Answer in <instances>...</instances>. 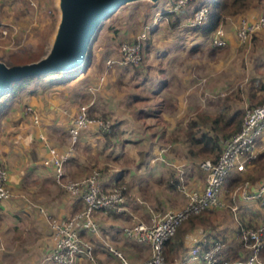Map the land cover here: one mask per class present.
<instances>
[{"label": "rangeland", "instance_id": "obj_1", "mask_svg": "<svg viewBox=\"0 0 264 264\" xmlns=\"http://www.w3.org/2000/svg\"><path fill=\"white\" fill-rule=\"evenodd\" d=\"M171 2L172 0H159L156 4H150L136 1L117 8L102 21L96 31L89 47L87 71L74 84L68 86L67 81L58 82L63 73L52 72L45 75L39 83H27L13 97H2L0 100V125L10 120L16 124L21 120L22 123L33 125L25 108L29 105L36 109L38 105L25 102L28 101V94L35 96L36 91L42 95L51 92L49 94L54 99L64 103L57 106L64 109L68 106L71 109L67 115L89 100L91 104L87 113L94 120L106 121L111 125L120 121L112 115L123 114L125 120L118 123L119 127L116 124L115 134L110 135L107 140L104 132L95 125L80 129L73 143L69 142L63 130L57 136L54 133L51 138L58 143L59 148L69 149L72 153H69L71 156L68 162L72 160L76 163L70 169L74 173L73 178L64 180H75L98 170L99 178L106 177L111 182L107 186L121 189L124 206L127 207L134 195H138L150 206L153 216L179 209L184 203L179 182L175 181L177 167L183 171L182 180L186 187L203 186L204 171L198 165L203 159L197 156L191 160L187 152L190 147L187 137L195 131V126L208 127V117L218 112L227 115L234 109L241 111L242 121L245 107L258 104L257 100L264 97V27L251 32L241 41L236 36V26L241 20L250 21L252 18L247 17L246 13L228 16L224 23L218 25L224 31V43L216 46L206 37L194 35L188 27L181 26V23L175 29H170L167 18L157 13L168 9ZM252 8L257 11L256 17L259 16L264 8V0L254 1L250 9ZM57 19L56 0H0V61L10 65L25 63L41 56L49 44ZM137 36L140 50L137 61L125 66H106V59L117 57L121 42L135 40ZM146 38L147 48L144 46ZM173 55L175 59L172 58ZM166 57L174 60L170 62ZM164 66L167 72L163 85L161 71ZM56 83H59L58 87L62 85L59 91L51 90L50 86ZM25 89L27 96H18L20 90ZM38 98H41L40 94L32 97V100L35 99L34 103ZM68 100L71 104L67 105ZM178 105L181 107L176 108ZM158 109L166 111L162 114L163 117L159 115ZM40 114L39 112L37 124L41 122ZM51 116L49 113L48 117ZM189 121H194L196 125L191 127ZM39 132L43 133L38 130L37 133ZM45 142L49 152V148L53 149L52 144L47 138ZM39 143L42 144V140ZM54 153L56 154L55 151ZM77 174L84 175L74 177L79 176ZM119 175L130 179L134 191L130 192L129 186L121 181L112 184V179ZM263 177L264 156L253 161L240 178L235 177L233 184H229L232 177L225 182L220 195L218 194L219 200L223 202L221 207L204 209L208 218L212 217V211L216 209L215 214L222 223L217 225L216 220L205 222L206 229L219 236L221 234L218 229L223 230L227 225L228 230V223L234 219L228 209L232 204L238 205V186L244 180L251 185L255 184ZM5 184L8 188L7 177ZM59 187L64 191L59 189L58 194H65L66 190ZM230 193L233 194L232 198ZM225 204L228 206L225 207ZM95 212L92 211V218ZM106 213L115 216L124 211ZM140 213L139 217L143 221L150 218V213L146 212V216L143 211ZM236 216L238 218L241 214L238 212ZM187 217L179 221L175 232ZM253 217L260 216L255 212ZM245 218L246 214L243 219ZM185 226L186 223L183 228ZM186 227L184 231L188 229ZM105 246L106 253L111 255ZM92 257V261L85 259L94 264L97 257L93 249ZM164 263L166 264L165 259Z\"/></svg>", "mask_w": 264, "mask_h": 264}, {"label": "built area", "instance_id": "obj_2", "mask_svg": "<svg viewBox=\"0 0 264 264\" xmlns=\"http://www.w3.org/2000/svg\"><path fill=\"white\" fill-rule=\"evenodd\" d=\"M186 1L173 0L168 10L175 11ZM161 12L157 14L159 15ZM205 16L206 9L197 7L192 12L189 24L200 23ZM261 27H264V8L256 18L250 21L241 20L236 26V36L243 41L251 32ZM138 40L137 36L135 40L121 42L117 49V57L106 59V66L112 64L125 66L137 61L140 56ZM211 43L216 46L224 43L221 28L217 27L214 30ZM90 104L91 100L81 104L70 118L66 129L70 143L75 141L80 129L91 125H95L101 132L109 131L110 124L108 122L94 120L88 115L87 108ZM25 112L30 114L32 124L38 123L39 115L35 109L27 105ZM37 136L45 146H48L43 133L39 132ZM220 145L221 150L215 161L205 158L198 164L204 171L202 187H186L182 180L183 171L177 167L180 189L185 195V201L179 209L165 211L160 216L151 217L147 222L137 221L123 228L124 234L129 239L147 244L149 254L140 261L130 262L120 251L108 246V250L118 258L119 264H165L162 254L163 241L172 235L179 221L189 214L223 204L219 200L218 194L224 183L234 175L243 173L257 155L264 151V101L245 107L239 129L221 140ZM68 152L69 149L62 155H56L53 149L49 148L54 181L72 197L79 199L83 206L67 217H48V224L53 231V247L44 259L58 264H73L79 256L92 261V245L80 235L79 231L88 229L95 232L96 222L91 217L92 211H120L124 200L120 188L102 187L98 170H93L75 180H64L63 161ZM5 180L6 171L0 166V199L10 195L5 186ZM237 194L242 199L259 200L264 204V177L259 179L255 185L244 180L238 186ZM230 209L235 213L236 206L231 205ZM236 236L244 250L242 258H230L226 246L220 238H201L192 243L188 249L187 261L189 264H264L260 258V252L264 246V224L257 227H240L236 229ZM93 262L95 264V261Z\"/></svg>", "mask_w": 264, "mask_h": 264}, {"label": "crops", "instance_id": "obj_3", "mask_svg": "<svg viewBox=\"0 0 264 264\" xmlns=\"http://www.w3.org/2000/svg\"><path fill=\"white\" fill-rule=\"evenodd\" d=\"M256 12L257 11L252 8L246 12V15L247 17L253 19L256 18ZM221 30L222 37L224 39V31L222 28ZM211 37L207 40L211 41ZM172 58L175 59L174 55ZM174 59L166 57V60L170 62ZM162 70L161 81L164 85L166 82L167 69L164 66L162 67ZM86 71L87 68L83 73L79 74L73 79L68 80L66 82L67 85L70 86L74 84L77 78L86 73ZM58 86L59 83H56L55 85L50 86V89L59 91L62 85L60 87ZM41 89H44V87ZM26 93V89L20 90L18 96L22 97L24 95L26 97ZM38 93L39 92L36 91L35 96L38 97L40 94L41 98H38L35 103V99L32 100V97L34 98L35 96H33L31 93L28 94V101L25 103L31 104L32 102V104L38 105L35 110L41 113V122H39V124L27 125L24 122L22 123L21 120H19L18 124H16V122L14 123V121L11 122L10 120L8 122L5 121L4 124L0 125V165L6 169L7 187L10 191V195L8 197L0 199V264H58L43 259L51 252L53 247V231L48 224V217H67L81 209L83 206L79 199L71 197L66 191L65 194H58L59 189L61 188L54 181L51 154L48 152V146H45L43 141L42 144H40V140L37 138L38 130L42 131L45 138H47V141H49V143L51 142L52 145H50L53 147V151H55L56 154H61L62 151L67 150H63V147L59 148L58 143L54 142L55 140L53 141L51 137H54V133H56V136L59 135L62 130L64 131V134L66 133V129L69 124L68 121H70V118L73 116L74 110L67 115L71 109H69L68 106H66L65 109L61 106H57L63 102L54 99L52 94H49L51 92H48L44 95ZM159 93L160 90H158L157 94ZM71 102H73V99ZM68 104H71L69 103V100L67 102V105ZM175 107L179 108L181 106L178 105ZM5 108L6 107H3V109ZM106 111L108 110L106 109ZM158 111H160L159 115L166 113L165 110L158 109ZM49 113H51V117H48ZM112 116L114 118H119L120 121H116L118 127L120 126L119 124L125 120L123 114L119 115L117 113V115ZM53 130L54 132H52ZM32 137L35 139L33 140ZM56 141L58 140L56 139ZM69 153L71 154L72 152L69 151L67 153V157L63 161V174L65 178H73L72 176L74 173L71 170L73 169L72 167L74 164H76L72 162V160L68 162L71 156ZM261 153H264V151ZM190 159L192 160L194 158ZM82 175L84 174L74 177H80ZM175 177H177V172ZM112 180V184L121 181L129 186L130 192L134 191V187L133 185L131 186L132 183L130 179H126L124 175L116 176ZM178 182L180 185L179 179ZM100 183L102 187L109 188L110 186L107 185H109L111 182H109L106 177L103 178L100 176ZM141 192H144V190H141ZM180 192L182 198L185 201V195L181 189ZM229 196L232 198L233 194L230 193ZM133 198L134 199L131 200L127 207L124 206L123 203L122 211H124V213L120 215L111 216L106 212L99 210L96 211L93 215L94 221L96 222V232H91L88 229H81L79 231L82 237H86L90 243H93H91L92 249L94 250L97 257V259H95V264H119L118 258L108 250V246H105L106 244L111 245L121 251V253L130 262L140 261L149 253V247L147 244L135 242L129 239L123 232L125 224L130 222L134 223L138 220H144L139 217L141 215L140 211H143L145 216L147 213H150V218L154 215L152 209L143 198H140L138 195H134ZM238 200V205L232 204L236 206L235 213L231 211V205L228 209L229 212L232 213V216L235 220L233 219V221L230 219L232 222L230 221L228 223V230L227 225L224 226L223 230L221 228L218 229V233L221 234V237L223 238L222 241L226 246L228 256L232 259H240L244 255V250L236 236V214L239 212V210L244 209L246 212H248L246 214L248 218L250 215H252L251 213L255 212V210L264 209V204L261 202H259L258 206V203L255 200H245L239 195ZM226 206L228 205L225 204V207ZM212 207L217 208L221 206ZM215 210L212 211V216L214 218L212 222H215L216 220L218 222L217 225H221L219 223L222 222L215 214ZM149 219L147 221H149ZM118 222L119 225L117 224ZM185 223L187 226L185 227L188 229L184 231L185 227L183 228V225ZM206 226L207 223H199L198 221L189 223V221L186 219L185 222H183L178 230L172 235V239L176 242L177 246L174 245L170 255L166 257V264H189L186 255L192 243L203 238L205 234L211 233V230L206 229ZM100 231L101 234H99ZM118 231L121 232V235L118 234ZM104 246L112 256L106 253ZM260 257L262 258L261 260L264 261V246L260 252ZM73 264L90 263L81 256L80 258L75 259Z\"/></svg>", "mask_w": 264, "mask_h": 264}, {"label": "trees", "instance_id": "obj_4", "mask_svg": "<svg viewBox=\"0 0 264 264\" xmlns=\"http://www.w3.org/2000/svg\"><path fill=\"white\" fill-rule=\"evenodd\" d=\"M173 1V0H172ZM254 1L258 0H187L181 7H179L175 11H170L168 9L162 10L161 14L162 16H165L168 21V27L170 29H175L178 24H182L183 27H188L193 34H200L207 39H210L212 33L214 30L218 27L219 24L224 23L226 17L236 15V14H242L246 13L254 4ZM172 3V2H171ZM197 7H204L206 9V16L200 23L190 25L189 21L192 18V12ZM146 46H148V38L145 39ZM89 57V53H88ZM89 58L87 59V63L85 66L76 69L74 71L60 74L61 79L57 80L58 82L68 81L70 79L75 78L79 74L83 73L88 64H89ZM47 75H39L35 77H28L21 79L17 82L11 83V90L7 93H5L2 97H13L17 91L22 88L25 84L36 82L39 83L42 78ZM56 81V82H57ZM264 100V97H261L257 100L256 103H260ZM210 119V124L208 127H199V125H196L194 121H189L190 126H195L196 129L194 132H191L187 140L189 142V148L187 150L188 155H190V158L199 156L201 159L208 158L212 161H215L220 150H221V140L229 137L234 132H236L241 123V111L234 109L232 112H230L227 115H224L221 112H218L216 115L208 117ZM116 124L112 123L110 125V130L108 132H104L103 135L107 139H109L110 135H114L116 132ZM264 156L263 153L258 154L257 157L253 160H259ZM252 161V163H253ZM243 173H239L237 175H234L232 179L229 181V184L234 183V178L237 177L240 178V175ZM175 181L178 182L177 177H175ZM228 182V181H227ZM259 206V200H256ZM243 208V207H242ZM258 214L260 216L259 218L253 217ZM255 212L250 215L248 218H244V215L247 214L244 209L239 210V213L241 216H239L236 220L237 222V229L240 227H257L259 225L264 224V209L260 210L257 209ZM207 212L205 210H200L196 213L189 214L187 216V220L189 223H192L194 221H198L199 223H205V222H211L214 218L213 216L210 218L207 217ZM185 217V218H186ZM211 218H213L211 220ZM175 230V229H174ZM178 230V229H177ZM176 230V231H177ZM175 232V231H174ZM173 235V233H172ZM169 236L167 239L163 241L162 245V254L164 255V259L168 255H170V252L172 251V248L174 245L177 246L176 242L172 239L173 236ZM216 239L220 238L223 240L221 236L214 233H208L205 234L203 239Z\"/></svg>", "mask_w": 264, "mask_h": 264}, {"label": "water", "instance_id": "obj_5", "mask_svg": "<svg viewBox=\"0 0 264 264\" xmlns=\"http://www.w3.org/2000/svg\"><path fill=\"white\" fill-rule=\"evenodd\" d=\"M136 1L156 4L159 0H56L58 19L44 53L25 63L7 65L0 61V100L11 90L12 82L85 66L102 21L117 8Z\"/></svg>", "mask_w": 264, "mask_h": 264}]
</instances>
